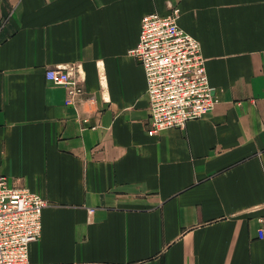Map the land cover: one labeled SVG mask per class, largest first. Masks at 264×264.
<instances>
[{"label":"crops","instance_id":"0c3cea01","mask_svg":"<svg viewBox=\"0 0 264 264\" xmlns=\"http://www.w3.org/2000/svg\"><path fill=\"white\" fill-rule=\"evenodd\" d=\"M174 6L218 103L150 135L129 50ZM0 174L48 201L30 264H264V0H0Z\"/></svg>","mask_w":264,"mask_h":264},{"label":"built area","instance_id":"2783aa9c","mask_svg":"<svg viewBox=\"0 0 264 264\" xmlns=\"http://www.w3.org/2000/svg\"><path fill=\"white\" fill-rule=\"evenodd\" d=\"M181 9L151 12L142 18L138 43L129 50L143 66L150 109V135L185 128L191 120L211 112L218 103L200 41L180 25ZM73 68H48L47 79L65 85L73 96L82 92ZM48 201L0 174V264H30V245L40 239L43 210ZM264 238V225L258 229Z\"/></svg>","mask_w":264,"mask_h":264}]
</instances>
